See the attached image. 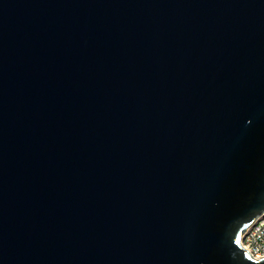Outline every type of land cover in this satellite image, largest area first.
Listing matches in <instances>:
<instances>
[{
    "label": "water",
    "instance_id": "obj_1",
    "mask_svg": "<svg viewBox=\"0 0 264 264\" xmlns=\"http://www.w3.org/2000/svg\"><path fill=\"white\" fill-rule=\"evenodd\" d=\"M264 0H0V264H264Z\"/></svg>",
    "mask_w": 264,
    "mask_h": 264
},
{
    "label": "built area",
    "instance_id": "obj_2",
    "mask_svg": "<svg viewBox=\"0 0 264 264\" xmlns=\"http://www.w3.org/2000/svg\"><path fill=\"white\" fill-rule=\"evenodd\" d=\"M240 243L254 259L264 258V213L254 225L248 226L242 234Z\"/></svg>",
    "mask_w": 264,
    "mask_h": 264
}]
</instances>
